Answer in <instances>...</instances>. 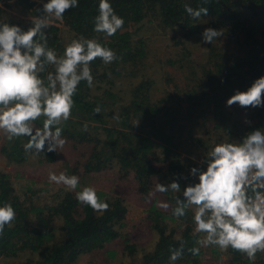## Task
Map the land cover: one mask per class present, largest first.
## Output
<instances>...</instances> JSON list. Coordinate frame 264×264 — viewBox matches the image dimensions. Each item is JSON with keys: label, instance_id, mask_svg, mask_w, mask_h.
Returning <instances> with one entry per match:
<instances>
[{"label": "trees", "instance_id": "16d2710c", "mask_svg": "<svg viewBox=\"0 0 264 264\" xmlns=\"http://www.w3.org/2000/svg\"><path fill=\"white\" fill-rule=\"evenodd\" d=\"M98 3L99 0H79V7L68 10L63 21H58L56 25L52 23L47 31L50 46L61 53L64 49L60 39L62 27L67 28L75 37L96 36L103 44L115 50L122 59L107 67L100 59L91 65L94 80L101 83L109 82V69H115L112 73L120 76L118 69L121 66L119 65L131 63V67L137 69L140 60L146 56L145 40L134 41L130 32V28L146 19L145 16H152L150 20L159 19V25L163 24L171 30H180L183 32L182 38L188 39L199 33L201 25L185 12L184 5L189 4L193 8L205 6L209 8V15L206 18L215 20L210 24L212 28H223L224 32H230L231 36L235 34V37L244 34L249 45L245 48L244 54L234 57L223 56L222 61H219L220 53L213 54L215 63L209 64L208 70H205V74L209 75L206 83L194 77L183 86L182 98L184 99L181 100L179 97L173 105L187 109L188 114L185 117L187 123L193 121V112L203 113L202 118H204V112L210 108L213 111V119L217 120L218 117L220 119L223 115L222 100H227L234 94V90H246L256 78L264 75V43L261 44V40H257L259 36L264 38V0H211L207 5H202V0H110L115 12L125 21L123 28L112 37L93 32V18L98 15ZM37 7H42V4H37L35 0H0V19L7 18L10 23L24 28L23 21L8 18V10L18 9L24 15L26 23L30 24L29 17L40 15L36 11ZM243 12L250 13V17L245 16ZM178 45L183 47L181 42H178ZM211 68L217 70L215 75L211 73ZM149 84L148 79L142 78L138 86L133 89L130 101L124 103L117 94L106 89L94 95L87 84L81 82L74 97L75 107L72 118L66 122L63 135L70 141L86 144H95V141L100 143V149L96 152L98 158L94 162L93 156L87 164V171L99 172L115 162L122 171L133 172L143 186L156 174L151 166L154 159L152 157L156 155L154 138L159 136L164 140L166 138L160 132L155 134L148 130L153 129L158 115L161 113L164 116L169 115V111L173 110V105H168L169 99L177 95L168 94L161 98L160 104L153 102L149 98ZM175 90L183 91L180 86ZM97 105L101 107V113L93 114V109ZM256 115H258L256 116L258 121L248 125L241 136L253 128L264 127V113L259 112ZM113 116H119L120 119H113ZM108 119L112 121L111 124L107 122ZM220 120L221 124L217 121L213 129L227 123L224 118ZM116 122H121V128L114 126ZM167 122L171 124L168 119ZM137 123L138 125L135 126ZM40 124L42 122L38 121L37 125ZM85 124H87V131H83ZM98 128L104 132V138H100L97 133ZM137 131L141 133L138 134ZM93 134H95L94 138H88ZM26 140V137L12 142L6 140L0 148L1 155L12 162H24L30 155L26 154L22 147ZM103 151L105 155L108 151L111 154L103 157ZM57 156L58 153L53 152L42 153L37 157L40 163L52 164ZM165 156L164 159L157 160L166 165L165 179L168 182L175 174H182L184 166L178 158ZM98 195L110 205V209L103 214L78 204L75 194L70 192L57 193L54 204L49 203L38 207L34 202L23 201L22 196L13 188L9 176L0 172V204L5 201L10 202L16 212L13 225L6 226L3 235H0V258H14L20 253L30 252L37 254V258L16 264H72L82 254L103 251L120 237L126 207L120 199H105L104 194L98 193ZM188 213L191 215L190 210ZM150 214L155 221L158 219L161 223H165L166 220L179 222L170 216L171 213L166 217L154 207L151 208ZM191 219L192 217L190 219L184 217L180 220V226L184 225L180 236L187 241L186 249L196 246L197 237L193 235L194 227ZM160 225L156 228L159 240L154 250L143 257L141 264H169V247H179L178 241L174 239L176 233L168 234L166 225ZM132 248L131 245L124 247L125 251H132ZM229 252L233 255L231 260L233 264H252L246 256L231 249ZM204 253L205 251L201 248L200 255L193 257L185 250L183 257L175 264H202L201 257ZM255 264H264V258L257 255Z\"/></svg>", "mask_w": 264, "mask_h": 264}, {"label": "clouds", "instance_id": "9594fccd", "mask_svg": "<svg viewBox=\"0 0 264 264\" xmlns=\"http://www.w3.org/2000/svg\"><path fill=\"white\" fill-rule=\"evenodd\" d=\"M35 2L42 4L36 8L40 15L31 17L26 29L7 18L0 19V136L9 142L26 137L22 144L25 153L39 156L62 153L68 143L63 135L64 126L72 118L78 88L81 82L90 89L94 87L92 63L100 59L108 65L122 57L96 36L75 37L59 52L50 46L47 30L53 21H63L68 10L79 7V0ZM210 2L202 0V5ZM184 10L193 20L207 23L202 17L209 15L208 7L185 4ZM124 23L110 0H99L93 32L112 37ZM224 35L223 28L207 27L201 33V43L221 41ZM233 105L264 108V75L246 90H234L226 101L227 107ZM100 113L101 107L97 105L93 114ZM113 119L120 118L113 116ZM38 121H42L39 126ZM244 123L251 125L252 121L245 118ZM83 131H87V124ZM227 135L228 139L212 145L199 166L189 169L188 176L175 174L168 184L156 182L145 197L151 202L157 193H173L174 207L166 201H160L158 207L170 210L177 221L186 217L189 210L192 212L193 235L198 237L196 246L186 249L187 241L175 236L179 247H169V264L181 259L185 250L198 257L201 248L209 247L220 252L231 249L246 256L252 264L258 253L264 254V127L253 128L240 139H233L228 130ZM189 176L193 181L182 188L179 181L188 180ZM47 179L74 192L78 204L96 213L110 209L95 186H81L80 177L68 174L66 169L49 170ZM15 220L12 204L7 201L0 204V235Z\"/></svg>", "mask_w": 264, "mask_h": 264}, {"label": "rangeland", "instance_id": "374dc122", "mask_svg": "<svg viewBox=\"0 0 264 264\" xmlns=\"http://www.w3.org/2000/svg\"><path fill=\"white\" fill-rule=\"evenodd\" d=\"M8 11L9 19L23 21L25 29L30 26L29 23H26L24 15L18 9H10ZM243 13L245 16L250 17V13ZM145 18L140 24L130 28V32L134 41L139 39L145 40L146 56L140 60L137 69H133L131 63L119 65L121 66L118 69V72L121 74L120 76L112 73L115 69H109V82L101 83L98 80H94V87L91 88L94 95L106 89L117 94L124 103H127L132 97L133 89L144 78L150 81L148 93L151 101H156L160 104L162 102L161 98L168 96V94L177 95V97L174 96L172 99H169L168 105H173V102L179 100V97L181 100L184 99L182 98L184 95L183 86L187 84V81L198 77L201 82L206 83L209 75L205 74V70H208L209 64L215 63L213 54L220 53L221 60L219 61H222L223 56L234 57L242 53L244 54L245 48L249 47L244 34L236 35L237 37H235V34L231 36L230 32H225L221 41L214 40L212 44H202L201 33L205 28L211 27L210 24L215 22L213 18L202 17L207 23L201 24L202 21H199L201 25L199 33L188 39L182 38L183 32L178 29L171 30L170 27H166L161 23L159 25V19L150 20L152 16H145ZM28 20L30 21V17ZM57 23L58 21H53V24L56 25ZM73 38H75L73 33H70L65 27L61 28L60 39L63 47ZM257 40H261V44L264 43V38L260 36L257 37ZM178 42H181L183 47L179 46ZM104 66L107 67L105 64ZM210 71L213 75L217 72L215 68H211ZM179 86L183 90L182 92L175 90ZM222 101L221 113L223 115L220 116V119L224 118L227 120L225 125H221L222 128L213 129V125L217 121L221 124V120L219 117L217 120L213 119L211 108L204 112V118H202L203 113L193 112L194 119L189 123L185 121V117L188 114L187 109L180 108L175 104L173 105V110L169 111L168 116H164L163 113L158 115L153 129L147 130L149 132L153 131L155 134L160 132L165 136L166 140L161 139L160 136L154 138L156 155L152 157L154 159H152L151 166L156 174L153 175L150 181L145 182V186L136 179L133 172L122 171L115 162L109 164L108 168L106 167V169L99 172L87 171V164L93 156L94 162L98 158L96 154L100 149L98 141H95V144H86L79 141L67 140L68 143L65 145L62 153H58L57 159L52 164L40 163L39 158L33 154L28 155L24 162L16 163L7 160L0 153V172L9 176L13 188L22 196L23 201L34 202L38 207L46 206L49 203L54 204L57 193H74L62 185L50 183L47 179L49 170L59 172L66 169L68 174H76L80 177L81 186L93 185L98 193L104 194L105 199L122 200L126 207V215L123 220L124 226L120 231V237L110 243L103 251L80 255L72 264H141L143 257L154 250L159 240L157 226L160 227V224H165L166 232L168 234L174 232L176 236L180 235L184 229V225L180 226V221L169 222L166 220L165 223H161L158 219L155 221L150 214L151 208L154 207L162 215L166 217L170 215V210L164 211L158 207L160 201H166L175 206L174 194L171 192L157 193L151 199V202L145 200V197H147L156 182L162 184L170 182H167L165 179L166 165L158 162V160L164 159L165 155H168L170 158H178L184 166L182 175L188 176L189 169L199 166L198 162L211 149L214 143L229 138L227 130L233 139H240L242 131L248 126V124L244 123L245 118L251 120V125H253L258 121L256 118L258 115L256 114L259 112L264 113V108L245 109L238 105L227 107V100ZM167 119L170 120L171 124L167 122ZM39 122L41 123L42 121ZM107 122L111 124L112 121L108 119ZM114 126L121 128V122L114 123ZM97 133L100 135V138L105 137L101 128H98ZM137 133L140 134L141 131H137ZM94 137L95 134L90 135L88 138ZM5 142L6 139L0 136V148ZM104 151L102 153L103 157H108L111 154L108 151L105 155ZM193 157H195V160L192 159ZM192 181L193 178L189 176L188 180H180L179 182L183 188L187 183ZM191 217L192 212L191 215L186 216L187 219ZM127 245L133 246V253L129 250L125 251L124 247ZM202 249L205 251L201 257L202 264H233L231 261L233 255L229 250L227 252H220L215 247ZM257 255L264 258V254L259 253ZM36 258L37 254L24 252L14 258H0V264H16Z\"/></svg>", "mask_w": 264, "mask_h": 264}]
</instances>
